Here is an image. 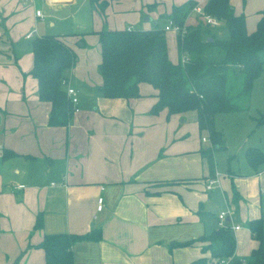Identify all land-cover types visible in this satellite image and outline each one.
<instances>
[{
	"label": "crops",
	"instance_id": "1",
	"mask_svg": "<svg viewBox=\"0 0 264 264\" xmlns=\"http://www.w3.org/2000/svg\"><path fill=\"white\" fill-rule=\"evenodd\" d=\"M185 1L130 0V22L113 19L111 28L164 27L172 7ZM194 1L204 6L208 0ZM230 2L253 31L264 0ZM98 10L91 0H0V264H46L38 245L45 235L87 233L91 237L72 244L73 264H190L211 256L203 250L209 242L198 238L219 227L223 210L237 239L238 264H249L240 257L251 254L258 240L247 222L264 220V160L252 164L246 153L249 147L264 153V136L250 143L257 115L244 127L238 151L236 144L217 143L209 130H201L195 110L153 113L158 90L150 83L140 84L138 97L103 96L101 72L97 81L79 80L78 60L65 74L80 110L67 126L49 123L51 103L40 100L31 73L32 39L56 34L74 49L79 38L98 37L104 26ZM198 23L190 10L185 25ZM213 33L219 36L220 30ZM169 49L171 60L181 61L182 55L176 60ZM4 148L16 154L3 158ZM211 178L218 181L209 190ZM39 217L42 224L35 226Z\"/></svg>",
	"mask_w": 264,
	"mask_h": 264
},
{
	"label": "trees",
	"instance_id": "2",
	"mask_svg": "<svg viewBox=\"0 0 264 264\" xmlns=\"http://www.w3.org/2000/svg\"><path fill=\"white\" fill-rule=\"evenodd\" d=\"M103 7L109 0H91ZM196 4L187 0L174 5L169 17L185 24L187 14ZM204 10L216 16L228 29V36H216L209 25L199 22L187 26L184 34H177L179 55L189 53L186 63H174L168 52L167 32L156 23L151 28H107L97 31L101 47L100 72L102 82L98 86L105 97H138L140 84L147 82L157 90V101L151 108L153 113L167 109L168 115L189 110L197 112L201 130H209L214 141H222L214 125L217 114L248 109L247 105L236 103L237 97L251 95L255 78L261 73L264 49V12L256 28L249 32L244 13L237 14L230 0H208ZM32 75L38 81L40 100L49 101L51 125L67 126L74 113V107L66 93L64 80L67 70L77 63L74 49L59 35L36 36L32 39ZM221 54L214 59L212 54ZM209 52L210 54H208ZM207 54L209 56H207ZM207 56V57H206ZM239 71L241 88L230 83V74ZM264 122L263 119H260ZM247 157L252 164L264 160V153L258 147H249ZM11 149H3V158L15 155ZM208 164L213 168L209 149L204 151ZM39 217L35 226H41ZM247 225L258 245L251 250L249 264H264V220L255 217ZM91 237L87 234H47L38 244L45 250L46 264H73L72 244ZM198 239L208 241L203 250H210V257H200L190 264H215L219 258L235 257L237 239L229 227H218ZM191 241V240H190ZM186 242H175V244ZM189 243V241L187 242Z\"/></svg>",
	"mask_w": 264,
	"mask_h": 264
},
{
	"label": "rangeland",
	"instance_id": "3",
	"mask_svg": "<svg viewBox=\"0 0 264 264\" xmlns=\"http://www.w3.org/2000/svg\"><path fill=\"white\" fill-rule=\"evenodd\" d=\"M121 3L123 5H121ZM130 0H117L114 2H109L103 7L99 6L98 13L99 14V24L102 25L104 23V27L111 28L114 27L113 19H115L119 25L126 24L130 19V11L132 2ZM129 6V7H123ZM87 8V7H86ZM126 9V11H124ZM212 31L215 29L220 30V34L218 37L224 38L227 37L229 32L224 23L220 21L218 25L210 26ZM225 34V35H224ZM168 46H170V52L172 56L178 60V46H177V38L174 32H167ZM27 42V41H25ZM28 44L25 43L22 45V49L25 48ZM74 51L77 56L78 65L76 67L75 76L81 81H97L99 79L100 74V65L99 59L101 55V50L99 47L98 37L92 33L87 35L86 37L79 38L77 42L74 43ZM28 51V49H26ZM210 54L209 52H207ZM207 54V56H209ZM27 55V54H26ZM25 55V56H26ZM261 58L263 60V68L261 73L255 78L253 84V89L251 95L249 97H237L236 103L240 105H248L249 108L244 111H232L223 113L222 115H218L216 118V130L220 133L221 138L223 139V143L232 147V145L236 144V148L242 146L241 144V136L244 132V127L248 124H251L252 115H257L259 118L256 122L252 123L251 127V139L250 143L256 136L262 135L264 136V123L261 122L260 119H263L264 116V49L260 53ZM206 56V57H207ZM214 59H221V54L217 52L212 54ZM26 58V57H25ZM230 83H232L235 88L240 89L242 85L241 74L239 71H234L230 74ZM190 113H195V111H190ZM254 120V119H252ZM248 128V127H247ZM241 147L238 151H240ZM224 147L220 148L219 154H223ZM240 158L243 159V155H240ZM219 160L221 157L219 156ZM245 262L252 260L251 254L242 253L240 257Z\"/></svg>",
	"mask_w": 264,
	"mask_h": 264
},
{
	"label": "built area",
	"instance_id": "4",
	"mask_svg": "<svg viewBox=\"0 0 264 264\" xmlns=\"http://www.w3.org/2000/svg\"><path fill=\"white\" fill-rule=\"evenodd\" d=\"M24 2L28 1V0H23ZM49 2H60V1H71V0H48ZM192 11H194L198 18H199V22H202L203 24L212 26V25H218L220 23V20L206 12L204 10V6L200 5V4H195L192 8ZM36 15L37 16H42V10L41 9H37L36 10ZM132 28L131 26L128 27V29ZM164 30L167 31H174L177 34L181 33L184 34L187 29H186V25H181L178 21H176L175 19H173L172 17H169L166 24L164 25ZM33 35V31L27 33V37H31ZM190 55L189 53H184L181 57V62L182 63H186L187 61H189ZM67 87H66V93L69 97L70 102L72 103L73 107H74V112H77L80 110L79 107V96L78 93L76 91V89L73 86H70L67 84V80L63 81ZM205 139V138H204ZM217 179L216 178H211L208 180V183L206 185L207 189H212L215 184L217 183ZM103 206V197H99L98 199V208L101 209ZM226 217H227V211L223 210L218 214V225L219 227H223V228H227V221H226ZM236 228H239V225L235 226ZM215 264H232L231 259L230 258H219Z\"/></svg>",
	"mask_w": 264,
	"mask_h": 264
}]
</instances>
